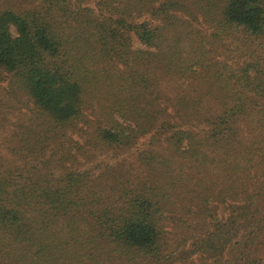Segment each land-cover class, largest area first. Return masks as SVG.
Instances as JSON below:
<instances>
[{
  "label": "trees",
  "instance_id": "obj_1",
  "mask_svg": "<svg viewBox=\"0 0 264 264\" xmlns=\"http://www.w3.org/2000/svg\"><path fill=\"white\" fill-rule=\"evenodd\" d=\"M0 109V264H264V0H0Z\"/></svg>",
  "mask_w": 264,
  "mask_h": 264
},
{
  "label": "rangeland",
  "instance_id": "obj_2",
  "mask_svg": "<svg viewBox=\"0 0 264 264\" xmlns=\"http://www.w3.org/2000/svg\"><path fill=\"white\" fill-rule=\"evenodd\" d=\"M15 111L16 110L12 109L10 111L2 112L0 109V157L9 158V153H8L7 147L5 146V143H8V140L10 139L9 137V129L11 127L10 122L17 118V114ZM96 156L102 157L103 155L97 154Z\"/></svg>",
  "mask_w": 264,
  "mask_h": 264
}]
</instances>
